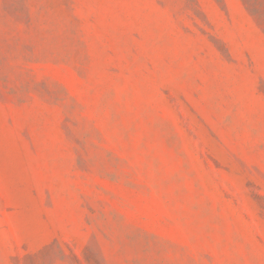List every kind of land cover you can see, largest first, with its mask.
<instances>
[{
    "label": "rangeland",
    "instance_id": "obj_1",
    "mask_svg": "<svg viewBox=\"0 0 264 264\" xmlns=\"http://www.w3.org/2000/svg\"><path fill=\"white\" fill-rule=\"evenodd\" d=\"M0 264H264V0H0Z\"/></svg>",
    "mask_w": 264,
    "mask_h": 264
}]
</instances>
